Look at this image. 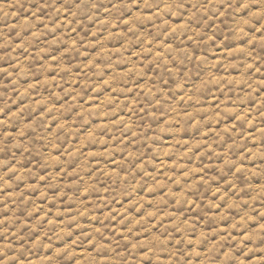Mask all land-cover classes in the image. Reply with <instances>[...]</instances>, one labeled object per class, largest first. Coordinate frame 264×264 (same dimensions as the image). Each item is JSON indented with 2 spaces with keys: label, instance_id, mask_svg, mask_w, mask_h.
<instances>
[{
  "label": "clouds",
  "instance_id": "9594fccd",
  "mask_svg": "<svg viewBox=\"0 0 264 264\" xmlns=\"http://www.w3.org/2000/svg\"><path fill=\"white\" fill-rule=\"evenodd\" d=\"M0 264H264V0H0Z\"/></svg>",
  "mask_w": 264,
  "mask_h": 264
}]
</instances>
